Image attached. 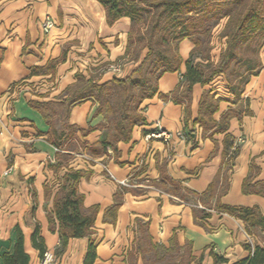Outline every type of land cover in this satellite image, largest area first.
I'll list each match as a JSON object with an SVG mask.
<instances>
[{
  "label": "crops",
  "instance_id": "1",
  "mask_svg": "<svg viewBox=\"0 0 264 264\" xmlns=\"http://www.w3.org/2000/svg\"><path fill=\"white\" fill-rule=\"evenodd\" d=\"M46 18L52 20L47 31ZM131 27L129 16L108 22L98 0H0V255L11 250L18 225L29 264L38 260L32 227L24 217L32 190L34 219L46 250L59 244L57 231L49 229L48 214H53L63 174L75 170L82 172L77 190L84 208L98 207L90 237L70 238L66 245L69 249L76 244L75 264H82L89 240L96 244L94 264H175L170 256L155 259L144 236L153 246L190 252L189 264H233L250 254L244 244L264 248V231L247 230L241 219L213 208L218 198L229 206L256 207L264 216V46L257 72L249 76L238 99L224 85L222 73L207 84L194 83L184 97L182 74L194 43L181 39L178 69L147 74L155 92L139 98L142 119L130 138L115 147H100L108 116L94 96L81 95L94 90L87 88L89 83L137 77L132 73L148 49L129 42ZM225 38L209 40L206 55L196 52L193 63L216 64ZM109 64L119 70L108 69ZM205 91L216 104L211 114L216 124L229 114L222 120L223 130H204L194 122L204 113L200 100ZM172 92L180 101L171 99ZM47 105L53 111H46ZM68 125L78 129L64 140L58 135ZM157 125L170 134L168 140L147 138ZM54 139L61 141L59 148ZM248 176L255 190L246 192L242 183ZM213 181L208 199L190 194L188 201L181 198L187 192H204ZM116 193L120 202L113 212ZM193 206L210 215L195 219ZM214 254L224 261L214 262Z\"/></svg>",
  "mask_w": 264,
  "mask_h": 264
},
{
  "label": "trees",
  "instance_id": "2",
  "mask_svg": "<svg viewBox=\"0 0 264 264\" xmlns=\"http://www.w3.org/2000/svg\"><path fill=\"white\" fill-rule=\"evenodd\" d=\"M106 10L108 22H113L121 16H129L132 27L129 35V42L132 40L139 46H146L148 51L140 64L132 75L137 76L126 79L113 78L110 82L101 84H90L94 90H85L81 97L92 95L99 101V110L108 116L107 135L104 140L100 141L99 146L104 147L110 145L115 147V143L119 140L127 141L130 138L132 127L141 120L140 114L137 112L139 98L143 95H152L155 87L151 86L147 78V74L157 72V75L165 71H175L178 69L179 57L176 54L177 43L183 38H189L194 43L190 56L185 60V71L182 74L184 88L182 96L187 97L194 83L207 84L215 74L225 73L228 78V89L234 95V100L239 98L243 91L244 84L248 81L251 74L257 72L258 59L241 58L240 48H256L254 52L263 44L264 40V5L258 3L257 0L250 2L245 8L240 9L242 0H98ZM139 2L146 3L150 7L155 8V14L152 22L146 30L147 32L134 33L135 22L144 18L145 8L139 6ZM147 9V8H146ZM149 9V8H148ZM238 10L234 23L229 24L232 11ZM201 15L200 18L194 19ZM223 17H227V22L221 32L225 36L226 45L221 51L216 64H212L209 60L204 64L193 63V56L196 52L206 55L208 51L209 35L213 25ZM163 22L169 23L171 30L168 36L160 37L162 43L161 48H155L154 42ZM173 43V44H172ZM172 45V46H171ZM205 48V51L202 49ZM155 55H154V54ZM153 56V57H152ZM152 57V58H151ZM234 60L241 61L245 66L244 71L234 70L231 63ZM35 70L32 69L33 73ZM208 91L202 94L200 100V108L204 113L198 116L194 122L199 123L204 130L213 129L214 131L223 130L224 124L222 120L229 118V114H224L222 120L216 124L211 114L216 109V104L208 98ZM167 97V96H163ZM171 99L180 101L176 97V92L171 93ZM69 103H72L69 100ZM46 106V111H53L51 107ZM50 108V109H49ZM47 116V112H44ZM223 124V125H222ZM78 128L74 125H68L67 128L60 131L59 137L68 140L73 137ZM83 132V130H81ZM85 132V131H84ZM51 142L59 148L61 141L51 140ZM96 147H91L93 151L100 152ZM55 164L54 168L59 167ZM82 176L79 170L67 171L62 176V183L53 197V214H48L49 229L57 231L60 250L65 249L70 238L90 237L94 218L98 207L96 205L89 208L83 206V195L77 190V182ZM170 184L176 185L177 182L171 178H167ZM215 181L211 182L207 189L202 193L182 194L181 198L188 201L189 194L197 197L200 201L202 198L208 199L213 195ZM253 184L249 182V176L243 180L242 190L248 192L255 190ZM47 189V188H45ZM257 191V190H256ZM34 191H31V201L25 211L24 217L26 223L32 227L31 244L42 256L46 250L44 239L40 235V225L34 219V211L36 202L34 199ZM120 202V194L116 193L114 204L111 210L114 212ZM217 211L234 215L241 219L247 230L249 228H260L264 231V216L256 207L229 206L219 202L218 198L213 205ZM193 216L195 219H204L210 214L204 208L193 206ZM56 223V224H55ZM15 241L11 250L4 251L0 257L2 264H29V255L23 247V236L18 225L15 226ZM148 237L144 236L142 241L148 245L147 249H152L155 259L163 261L168 259L175 264H189L193 259L190 252L185 249L183 252L175 248L172 250L165 249L163 246H153L148 242ZM137 247L141 249V242ZM249 250L248 257L238 260L233 264H264V248L258 244H244ZM214 262H222L221 256L213 255ZM96 258V244L88 241L86 250L82 259V264H94ZM128 264H133L128 261Z\"/></svg>",
  "mask_w": 264,
  "mask_h": 264
},
{
  "label": "rangeland",
  "instance_id": "3",
  "mask_svg": "<svg viewBox=\"0 0 264 264\" xmlns=\"http://www.w3.org/2000/svg\"><path fill=\"white\" fill-rule=\"evenodd\" d=\"M254 1L255 0H242L239 8L243 9L250 2H254ZM258 3H261L262 5H264V0H259ZM139 6H141L142 8H145V10H147V11L143 13L144 14V18L143 19H139L138 21L135 22L134 33H133L135 36H136L137 33L147 32L146 30H148V28H149V26H150V24L152 22L153 16L155 14V8L154 7H150L146 3H143V2H139ZM241 7H243V8H241ZM240 9H238V10H240ZM238 10L234 9L232 11V15H231L229 24L231 23V25H232L234 23V21L236 19V16H237V13H238ZM262 12L264 13V9H263ZM193 16H194L193 17L194 19H197V18L201 17V15L196 16V14H193ZM226 22H227V17H223L220 20H218V22L215 25L212 26V28L210 30L209 40H212L214 42L220 41V39L222 37L221 32L223 31V28H224ZM169 28H170L169 27V23H167V22H163L162 23V25L160 26L159 31H157L158 33H156L157 36H156L155 42H154V47L155 48H161L162 47V43L160 42V37L164 36V35L168 36V34H170V32H171V30H170L171 28L170 29ZM207 46H209V43H208ZM262 46H264V42L258 48V50L256 52H254V50L256 48H254V49L253 48H250V49L245 48L244 49L242 47V48H240V55L239 56H241V58L254 59L255 57H258L259 51H260ZM203 50L205 51V48H203L202 51ZM231 68L234 69V70H239V71L243 72L244 69H245V66H243L241 61L234 60L231 63ZM222 74H220V76L222 78L226 79V84H224V82H223V84L224 85H228V78L226 77V74L225 73L223 75ZM216 75H219V74H216ZM75 247H76V244L71 245V247L69 249H68V246H67L65 249L60 250V247H59V244H58L53 250H48V251L52 252V254H53V264H75L74 263V258H73L74 253H75V251H74ZM41 258H42V256L39 255L38 256V260H36L33 264H39Z\"/></svg>",
  "mask_w": 264,
  "mask_h": 264
},
{
  "label": "built area",
  "instance_id": "4",
  "mask_svg": "<svg viewBox=\"0 0 264 264\" xmlns=\"http://www.w3.org/2000/svg\"><path fill=\"white\" fill-rule=\"evenodd\" d=\"M50 26H52V20L50 18H46L44 21V25H43L44 30L47 31L50 28ZM108 69L113 70V71H118L119 66L116 64H109ZM146 136H147V138L158 137V138H161L163 140H168L170 138V134L168 132L164 131L163 129H161V127L158 125L156 126V128L153 131H151ZM39 264H53L52 252L45 250L42 254V258H41Z\"/></svg>",
  "mask_w": 264,
  "mask_h": 264
}]
</instances>
